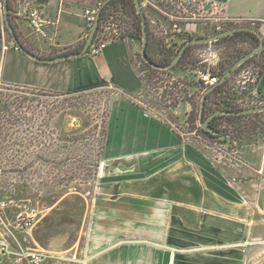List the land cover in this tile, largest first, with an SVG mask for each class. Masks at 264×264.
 Returning <instances> with one entry per match:
<instances>
[{
    "label": "crops",
    "instance_id": "0c3cea01",
    "mask_svg": "<svg viewBox=\"0 0 264 264\" xmlns=\"http://www.w3.org/2000/svg\"><path fill=\"white\" fill-rule=\"evenodd\" d=\"M205 1L236 18L234 25L254 26L264 35V0ZM29 3L40 7L44 20L51 23L42 27L46 35L37 33L23 15L26 3L21 2L15 23L28 49L44 57L82 49L89 36L85 8L96 7L99 0ZM148 25L155 38L149 21ZM187 29L178 45L212 33L201 23ZM3 40V82L63 92L103 83L125 93L145 88L139 65L142 39L136 35L110 43L98 56L86 53L56 63H36L14 49L13 40ZM260 57L264 62V50ZM179 72L196 77L195 70ZM247 87L257 98L255 104L264 103V67L258 82L243 88ZM170 109L178 123H184L193 106L181 100ZM107 128L104 164L114 168L97 195L83 206L56 203L48 209L80 211L73 237L54 236L59 221L46 219L40 224L45 214L37 219L28 212L35 218V226L28 230L12 224L22 246L46 254L38 264H264V232L252 225L264 223V216L246 209L264 208V134L251 142L202 144L171 132L161 116L122 99H115ZM134 183L149 188L140 190ZM81 197L87 200L85 194ZM0 264H29L1 224Z\"/></svg>",
    "mask_w": 264,
    "mask_h": 264
},
{
    "label": "rangeland",
    "instance_id": "374dc122",
    "mask_svg": "<svg viewBox=\"0 0 264 264\" xmlns=\"http://www.w3.org/2000/svg\"><path fill=\"white\" fill-rule=\"evenodd\" d=\"M10 2L13 8L12 20L15 22L17 16L15 11L20 9L21 0H10ZM2 10L3 0H0V100H5L3 93L12 94L13 97L28 96L35 100L27 101L26 106H30V108H13V111L8 114V117H14L12 124L4 123V120L0 122V132L3 133L0 135V143L5 141L18 143L19 146L16 148L20 149L19 164L22 170L20 174L0 171V202L6 203V206L0 211L4 219H10L11 224H13L12 219L16 220L19 216H27L28 212L37 214V219L45 214L40 224L46 219L58 220L59 226L55 227L54 232L56 237L65 233H68V238L73 237V230L78 226L77 221L80 219L78 216L80 211L56 207L48 212V209L56 203L73 207L88 204V201L91 202L94 198L93 195H97L106 174L113 172L114 167L109 168L104 164L106 162L104 146L107 144L108 121L115 99L127 100L145 111L156 113L166 121L171 132L180 134L176 129V126L180 124L184 133H187L199 126L198 118L194 120L191 117L189 119L188 116L189 124L178 123V120L171 115L172 110L165 107V102L176 96L180 97L179 100L194 101L200 107L201 98L198 95L199 88L197 86L199 81L196 77L180 75L179 71L189 70L192 72L196 67H201L204 70L210 66L209 63L213 60L212 63L215 64H211L212 72L219 71L220 63L225 62L229 55L251 45L250 39L246 37L240 38L236 44L232 41L196 44L189 52L187 64L176 66L171 70L152 69L146 65L140 54V70L148 82V85L142 90L143 95L140 96L139 93L121 92L109 83L72 92L52 91L60 93L53 97L34 95V93H22L16 85L2 81L3 38L6 37L9 41L13 40L6 30ZM132 25L131 23V31L133 30ZM206 57L210 58L209 62H206ZM254 65L257 66L255 60H249L232 74L225 92V99H231L233 103L242 107L260 105V103L255 104L254 102L257 98L248 94L249 87L243 88L249 84V82L244 83L243 70ZM3 66L4 71H7L5 62L3 65L2 60V69ZM7 87H11V89L8 90ZM22 87L20 85L19 88ZM25 88L33 89L32 87ZM232 92H235L236 95ZM136 97H140L144 104L137 103L134 100ZM0 116L6 117L4 113ZM225 123L222 122V125ZM230 129H232V140L254 141L264 134V111L240 119L237 123H233ZM199 134L208 141H214L213 138L207 137L206 131L201 127ZM232 151L234 152V150ZM132 185L136 188L139 187L140 190L142 187L144 188V185L137 183ZM147 188H149L148 185L144 189L147 190ZM71 193L72 195H69ZM82 194H85L87 200L81 197ZM166 203L175 208L176 204ZM246 209L249 214L254 216L258 214L260 217L264 216L263 207H246ZM6 221L8 220L6 219ZM252 225L254 230L264 232L263 222Z\"/></svg>",
    "mask_w": 264,
    "mask_h": 264
},
{
    "label": "built area",
    "instance_id": "2783aa9c",
    "mask_svg": "<svg viewBox=\"0 0 264 264\" xmlns=\"http://www.w3.org/2000/svg\"><path fill=\"white\" fill-rule=\"evenodd\" d=\"M31 0H21L22 3H26L23 10V15L26 16L29 21L30 26L36 30L37 33L46 35L42 27L45 23H51L50 21H45L43 15V10L37 6H30L29 2ZM106 0H99V3L96 7L85 8L84 16L88 25V34L92 29L94 22L99 12L101 4ZM141 6L145 11L147 22L153 26V33L155 38L162 40L163 43L169 47H173L174 44L178 45V39L185 32H188L187 26L201 23L206 26L212 33H221L227 28L234 26V21L236 18L224 14L220 9L215 6L209 5L205 0H140ZM103 13V12H102ZM100 16L99 27L96 30L93 43L88 49V54L90 56H98L104 49L112 42L120 40L127 37L131 33V23L133 18L127 14L126 10L122 6L113 7ZM47 19V18H46ZM213 43V42H212ZM209 44V43H208ZM12 47L20 51L19 46L13 40ZM213 60V59H212ZM214 61V60H213ZM212 61V62H213ZM209 62V60H206ZM207 69H201V67H196L195 75L198 79V83L201 84L203 89H208L214 84L220 83L221 79L218 74H215L211 70V64ZM159 70V69H158ZM143 73V72H141ZM244 73V83L256 84L260 77L259 70L257 66H250L243 70ZM143 75V74H142ZM175 78V77H174ZM148 85L147 80H145V87ZM138 94V93H137ZM143 95L142 91L139 93V96ZM179 96V95H178ZM180 97L173 98L170 101L165 102V107L170 109L174 107L173 104L177 103ZM137 103L144 104L140 97L134 99ZM201 100V99H200ZM237 105L233 103L231 99H224L221 103V106L226 105ZM184 125L189 124L186 122ZM200 126V124H199ZM196 126L191 131L184 133L183 127L176 126L177 132L182 136L188 135L193 140L199 143H207L208 145H217L222 144L225 141L232 139L229 134L216 136L207 134V137H211L214 141H208L199 134L200 127ZM202 128V127H201ZM203 129V128H202ZM204 130V129H203ZM6 206L5 202H0V210ZM0 224L8 232L11 237L16 241L20 247V254L22 257L27 258L29 264H38L41 261L45 260L47 257L46 254L39 249H30L29 247H24L19 243V240L13 233L11 228L12 224L6 221L3 218L0 211ZM15 227H18L22 230H28L35 226V218L31 215L19 216L15 223Z\"/></svg>",
    "mask_w": 264,
    "mask_h": 264
},
{
    "label": "trees",
    "instance_id": "16d2710c",
    "mask_svg": "<svg viewBox=\"0 0 264 264\" xmlns=\"http://www.w3.org/2000/svg\"><path fill=\"white\" fill-rule=\"evenodd\" d=\"M122 6L128 15H130L133 18V22H132V26H133V30L131 31V35H136V37L142 39V20L140 18V16L138 15L137 11H136V5L134 0H111L103 9V13L102 15H104V13H106L107 10H109L110 8L113 7H118V6ZM9 15L10 18L12 20V5L11 2L9 0ZM13 25L15 26V31L17 33V36L19 37L20 40V44L24 47L27 48V46L24 44L25 41L22 38L20 32L17 29V23H15L12 20ZM148 23V22H147ZM149 28V25H148ZM149 33V43H148V47L146 48L147 54L151 57L152 61L160 64V65H164V64H170L172 62V60L176 57V55L179 52V49L183 46L184 42L183 41L182 44L180 45H176L174 44L173 47H169L167 45H165L163 43L162 40H159L157 38H154L152 36V33H150V30L148 31ZM242 37H246L250 39V47H246L245 49H239L236 51V53H232L231 55H229V58L227 60H225V62H221L220 63V67H219V71H213L214 73H217L218 76L220 77V79L223 77V75L230 69V67L235 64L243 55H245L249 50H253L256 46H258L260 44V39L259 37L252 31L250 30H244V31H240L237 33H233L231 35H228L220 40H217L215 42H233V43H238L239 39ZM192 38V37H190ZM191 45L188 47V49H186V51L184 52V55L182 56L181 60L179 61L178 65L176 66H180L183 64H187L188 62V58H189V52L190 50L195 46ZM83 47V45H81V48ZM31 50V49H29ZM33 52V50H31ZM74 51H78V48H75ZM69 52V50L67 51ZM73 52V51H72ZM71 53V52H69ZM261 51L257 54H255L252 58L248 59L246 61V63L251 60L256 62L257 68L259 70V75H261L262 73V68L264 67V62L262 60V58L260 57ZM246 63H244L241 67H243ZM146 65L151 67V65H149V63L146 62ZM175 66V67H176ZM154 70H158L155 69L153 67H151ZM240 68V67H239ZM238 68V69H239ZM237 69V70H238ZM230 82V78H228L225 82L223 83H218V85L209 93H207V99H206V105H205V117L211 115L213 112L218 111V110H222V109H230V110H239L242 109L244 107L240 106V105H226V106H221V103L223 102V100L225 99V92L228 86V83ZM16 85V87L18 88V90H20L22 93H34V95H49L51 97L53 96H57L58 92H52L51 90H47V89H39V88H34L33 89H29V88H25V87H30V86H26V85H22V88H19L20 85L18 84H14ZM197 85V84H196ZM97 86V85H96ZM198 88H199V96L202 99V97L204 96V94L207 92V89H203L201 87V84L198 83ZM94 87V86H93ZM92 88V87H90ZM8 90L11 89V87H7ZM81 90V89H80ZM78 91V90H77ZM197 94V92H195ZM2 94V93H1ZM3 98L5 100H0V114H3L6 117H2L0 116V122L6 123H11L12 121H14V117H8V114L10 112L13 111V108H17V109H21V108H25L28 107L30 108V106H26L27 101H33L35 100L34 98L30 99L28 96H18V97H13L12 94H8V93H3ZM186 99V98H185ZM186 101L190 102L191 105L193 106V109L191 111V114L189 115V119L194 118V120H196L198 118L199 115V105L194 102V101H190L189 99H186ZM178 102V101H177ZM173 106H177V103L173 104ZM260 113V112H258ZM258 113H253V114H242V115H233V114H223V115H219V116H215L213 117V119L211 120L210 124L211 126L216 130L215 133H210L208 131H206L207 134L210 135H216V136H221V135H225V134H229L230 137L231 133H232V129H230V127L232 126L233 123H237L238 121H240V119L247 117V116H252ZM10 116V115H9ZM16 119V118H15ZM222 122H226L224 125H222ZM3 133L0 132V135H2ZM18 143H16V141L11 142V141H5L0 143V152L2 153V155L0 156V171L5 172V173H17L20 174L21 173V165L20 163V158H19V153H20V149L16 148L18 147ZM27 167V166H25Z\"/></svg>",
    "mask_w": 264,
    "mask_h": 264
},
{
    "label": "water",
    "instance_id": "95a60500",
    "mask_svg": "<svg viewBox=\"0 0 264 264\" xmlns=\"http://www.w3.org/2000/svg\"><path fill=\"white\" fill-rule=\"evenodd\" d=\"M110 1L111 0H106L101 4V6L99 8V12L97 13L96 20L94 22V25H93L92 29L90 30L89 36L85 42V45H83L82 49L78 50V51H73L71 53L66 52V53L60 54V55L55 56V57H52V56L44 57V56L37 55L35 52H32L31 50H29L28 48H26L20 44L21 42H20L19 37L17 36V33L15 31V28H14L15 26L13 25L12 20H11L10 15H9V10H10L9 9V0H3L2 12H3L4 22L6 25L5 26L6 30L11 35V37L16 42V44L19 46L20 51L22 53H24V54L28 55L29 57H31L32 59H34V61L36 63H56V62L63 61L66 59H72V58L81 56V55L86 54L88 52L89 47L93 43V39H94L96 30L99 27L101 13L103 12L104 7ZM134 2L136 5V11L142 20L143 31H142L141 56L145 60V62L149 63V65H151V67H153L155 69H159V70H171V69H173L176 65H178V63L181 60L182 56L184 55V52L186 51V49H188V47L191 45L200 44V43H202V44L212 43V42L220 40V39H222L228 35H231L233 33H237L240 31H244V30H250V31L254 32L259 37L260 44L258 46H256L253 50L252 49L249 50L235 64H233L230 67V69L221 78L220 83H223L228 78H230L232 76V74L235 73L239 67H241L244 63H246V61L248 59L252 58L255 54L264 50V35L259 29L252 27V26H240V27L235 26V27L227 29L221 33H216V34L207 35V36H203V37L197 36V37L189 38L186 42H184L183 46L179 49L178 54L176 55V57L172 60V62L169 65L168 64L160 65V64L152 61L151 57L147 54L146 48L148 47V43H149V33H148L149 28H148L146 15H145L146 13L141 6L140 0H134ZM217 85L218 84H214L211 87H209L207 89V92L204 94V96L200 100L198 121H199L200 126L205 131H208L210 133L216 132V130L210 124L211 120L215 116H219V115H223V114H233V115H242V114H248V113L253 114V113H258V112L264 111V104H260V105H256V106H252V107H250V106L244 107L242 109L234 110V111L230 110V109H222V110L215 111L211 115L205 117V105H206L207 93L212 91Z\"/></svg>",
    "mask_w": 264,
    "mask_h": 264
}]
</instances>
